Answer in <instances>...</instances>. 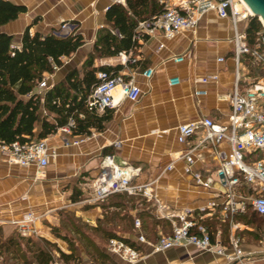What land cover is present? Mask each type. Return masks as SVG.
Listing matches in <instances>:
<instances>
[{
  "label": "crops",
  "instance_id": "0c3cea01",
  "mask_svg": "<svg viewBox=\"0 0 264 264\" xmlns=\"http://www.w3.org/2000/svg\"><path fill=\"white\" fill-rule=\"evenodd\" d=\"M7 1L26 8L15 20L0 27V32L12 35L16 44L27 27L31 35L34 32L47 34L63 23L70 26V31L64 30L59 37L74 32L83 38V45L70 57L63 58L62 66L51 74L52 85L61 81L68 69H79L87 54L93 51L97 31L111 27L105 20V10L114 3L113 0ZM179 1L159 0L164 3V8L175 6ZM246 24V20L239 21L237 30L244 31ZM233 35L229 19L219 18L214 12L208 11L200 17L194 32L180 31L170 38L154 32L152 36L138 41V55L135 58L144 62V69L129 68L127 63H120L118 56L95 60V66L120 64L123 69L119 72L133 75L141 90L139 98L134 102L121 98L117 106L111 109V118L103 131H92L77 145H64L58 133L47 135L45 140L56 156L49 160L42 171H37L34 166L9 164L0 154V220L18 219L24 212L33 211L42 214V219L58 221L63 216L61 214L76 209L77 217H82L96 227L104 215L118 210L113 207L115 200L112 199L105 207L82 202L87 196L88 182L96 175L104 153L113 155L118 163L139 166L141 173L138 182L156 179L154 191L165 207L179 211L204 206L212 195L192 183L190 176L183 171L182 161H175L170 170H164V167L182 148L176 141L177 126L204 117L213 121H226L230 111L228 96L235 80ZM180 55L184 56L183 61L175 63L172 59ZM147 68L153 70L149 79L140 76ZM239 73L245 78L247 69L242 63ZM209 76L216 78L209 79L205 86L194 85L196 80ZM172 77H178L179 83L169 86L168 79ZM243 85V81H239V87ZM194 87L204 92L195 94ZM112 95L115 99L119 98V92ZM42 111L40 113L43 115ZM38 130L39 125L34 133ZM221 147L225 148V144H221ZM213 165L211 150L203 149L197 154L194 169L204 172L212 169ZM213 186L218 188L217 182ZM239 193L245 194V188H241ZM136 212L139 211H128V214L134 218ZM150 215L155 218L152 209ZM212 219L219 221L217 216L206 219L208 226L221 232L218 225L215 229L209 225ZM156 220L165 225L156 224L152 236L149 227L141 229L145 238L152 242L158 232H169L167 221ZM1 226L4 231L12 228L8 223ZM35 227L37 236L55 244L64 253L70 252L69 246L63 241L58 242L48 227L41 226L39 221ZM228 227V237L232 232L252 231L238 222H232ZM131 229L132 233L129 234L109 228V234L114 232L128 241H134L133 223ZM225 237L220 234L223 246L227 245ZM238 239L246 256L239 263L227 262L221 255L200 251L189 245L162 252H153L148 246L139 245L137 248L142 252V258L132 264H264V234L257 244L241 243ZM102 252L112 264H128L107 253L105 247ZM74 258L75 264H81L79 259ZM101 263L107 264L105 261Z\"/></svg>",
  "mask_w": 264,
  "mask_h": 264
},
{
  "label": "built area",
  "instance_id": "2783aa9c",
  "mask_svg": "<svg viewBox=\"0 0 264 264\" xmlns=\"http://www.w3.org/2000/svg\"><path fill=\"white\" fill-rule=\"evenodd\" d=\"M113 1L125 5V0ZM208 11L214 12L219 18L229 19L234 30L235 80L232 92L228 96L230 111L225 122L204 117L177 126L176 141L182 148L174 154L164 170H170L175 161H182L184 173L190 176L194 185L209 192L212 195L211 199L196 209L179 211L169 209L161 204L154 191L156 179L138 182L141 168L118 163L110 154L101 156L98 171L87 185L84 202H102L114 194L140 196L150 204L156 219L167 221L169 232H158L153 242L145 238L137 218L133 219L134 241H128L121 236L107 240L105 251L128 264L142 258V252L137 248L139 245H146L153 252L189 245L200 251L221 255L227 262L239 263L246 257L239 239L232 232L227 245L223 246L220 230H212L205 224L206 219L217 216L221 222L228 219L232 223L231 218L246 212L248 207L256 214L264 215V78L252 80L247 73L245 78L239 73L241 55L250 54L263 68L264 56L255 49L250 50L245 41L244 31L237 30L239 21L251 17L245 4L242 0H180L175 6L165 7L160 15L138 22L135 39L140 41L146 36H152L154 32H159L167 38L180 31L194 32L200 17ZM69 27L65 23L60 25L62 30ZM60 32L56 29L52 34L59 37L62 36ZM130 56V53H120L118 55L120 63L124 65L127 61L133 63L135 59H130ZM183 59L184 56L180 55L172 60L179 63ZM57 69L54 68V71ZM152 73L153 70L147 68L140 76L149 79ZM50 77L51 74L45 75L38 82L36 90L40 95L52 87ZM96 78L100 83L93 87L85 101L87 110L96 115L115 108L121 98L134 102L140 96L141 90L133 75L118 72L114 77L108 78L105 73L97 72ZM215 78L216 76L201 78L196 80L194 85L205 86L209 79ZM239 81L244 83L242 88L239 87ZM178 83V77L168 79L169 86ZM115 87H119L118 99L111 93ZM202 92L203 89L194 87L195 94ZM42 113L46 114L44 110ZM78 118L83 119V114H78ZM75 127V118L69 117L64 125L56 128V133L62 136L64 145H77L87 137L74 135ZM221 144H225V148L221 147ZM203 149L212 151L214 165L212 169L201 172L194 169V165L197 154ZM0 154L9 164L34 166L37 171H42L49 160L56 156L45 138L16 141L9 146L1 145ZM255 154L260 156L256 157ZM215 182L218 188H214ZM241 188H245V194L239 193ZM41 218L42 214L26 211L20 218L0 220V224L8 223L21 236L32 237L37 236L35 224ZM49 264L60 263L54 256Z\"/></svg>",
  "mask_w": 264,
  "mask_h": 264
},
{
  "label": "trees",
  "instance_id": "16d2710c",
  "mask_svg": "<svg viewBox=\"0 0 264 264\" xmlns=\"http://www.w3.org/2000/svg\"><path fill=\"white\" fill-rule=\"evenodd\" d=\"M25 11L23 5L0 0V27L15 20ZM163 11L164 3L159 0H125L124 6L117 3L109 5L105 10V20L111 27L100 28L93 42V51L87 54L80 68L68 69L63 79L45 90L43 95L36 90L38 82L45 75L52 74L54 68H60L62 58L70 57L83 45L81 35L71 32L67 36L57 37L52 34L54 30L47 34L34 32L31 35L27 27L16 44L12 35L0 32V146H9L16 141L44 139L47 135L56 133V128L64 125L69 117H74L76 121L74 135L88 137L92 131H103L106 122L111 118L112 110L107 109L103 114L96 115L87 110L86 97L93 87L100 83L96 78L97 72H103L108 78H112L123 67L120 64L95 66L94 61L115 57L120 53H130V59L135 61L133 63L127 61V66L132 69H144V62L135 58L139 47L138 40L135 39V29L138 22L158 16ZM244 33L248 48L255 49L264 56L262 41L264 30L257 17L247 20ZM239 59L247 69L249 78L252 80L264 78V68L250 54L241 55ZM41 110L46 114L42 115ZM78 114H83L84 118L79 119ZM37 125L39 130L35 134L34 129ZM112 197L118 199L113 201V207L118 210L98 220V223L104 224V227L98 226V231L102 232L107 240L118 236L114 232L109 234V228L112 231H127L128 227H131L134 219L128 214L131 205L143 207L136 215L141 220V229L149 227L151 236L156 224L165 225L150 215L152 209L150 204L140 196L114 194L107 199ZM212 220L209 225L214 229L218 225L222 236H227L230 221ZM231 220L247 227L254 226L252 231L264 227V215L256 214L249 207L246 212L234 215ZM207 223L205 221V224ZM51 233L59 235L53 230ZM31 239L29 237L22 245L16 238L2 241L0 235V256L10 251L14 254L13 264H49L57 255L63 264H75L76 259L71 248L69 253H64L55 244L44 239L37 241ZM26 253L30 258L25 256Z\"/></svg>",
  "mask_w": 264,
  "mask_h": 264
},
{
  "label": "rangeland",
  "instance_id": "374dc122",
  "mask_svg": "<svg viewBox=\"0 0 264 264\" xmlns=\"http://www.w3.org/2000/svg\"><path fill=\"white\" fill-rule=\"evenodd\" d=\"M247 21V20H246ZM261 23V22H260ZM262 25V24H261ZM262 28L264 30V27L262 25ZM58 31H61V35H63L62 29H60V26L57 28ZM66 30H69L67 28ZM70 31V30H69ZM112 200H118L115 199L114 197L109 198L103 202L95 203L96 204H102L103 207L107 205L108 202ZM120 200V199H119ZM84 202V199L83 201ZM85 209V208H82ZM143 207L141 206H135L131 205L128 209V211H140L142 210ZM76 210V209H75ZM75 210L73 209L72 211H67L64 214H61L63 216H60L59 220L57 219L54 221V219H39V222L41 226L48 227V229L53 232H56L57 236L53 235V237L58 241H63L66 246H69L71 248V252L73 255L79 259L80 263H85V264H102L101 261H105L107 264L111 263V261L106 258L102 252V249L106 245V237L104 234L100 231H98V226L99 227H104V224L101 222L96 223V227H93L90 225L89 222H87L85 219L82 217H77L75 214ZM140 220V218L135 214V217ZM141 221V220H140ZM141 224V223H140ZM0 224V235L2 241H6L9 239H14L16 238V241H19L22 245L25 244V241L29 237H23L21 236L17 230L12 226V228L9 229H3V227ZM245 226V225H244ZM249 228L253 229L254 226H248ZM127 232L129 234L132 233V229L129 226ZM237 233H239L237 235ZM235 232L234 236L236 238H240L241 243H252V244H257L258 243V237L262 236L264 234V227H260V229H257L255 231L247 232L246 230L243 232ZM228 237V235H227ZM227 237H225L224 241H228ZM32 241H37L38 239H42V237L39 236H32ZM65 238L66 240H63ZM39 242V241H38ZM28 258H30V255L26 253ZM56 260L60 263L63 264L55 255ZM100 261V262H99ZM15 262L14 260V254L11 253L10 251L3 253L0 256V264H13Z\"/></svg>",
  "mask_w": 264,
  "mask_h": 264
},
{
  "label": "water",
  "instance_id": "95a60500",
  "mask_svg": "<svg viewBox=\"0 0 264 264\" xmlns=\"http://www.w3.org/2000/svg\"><path fill=\"white\" fill-rule=\"evenodd\" d=\"M252 13L251 17H257L264 27V0H242Z\"/></svg>",
  "mask_w": 264,
  "mask_h": 264
},
{
  "label": "bare ground",
  "instance_id": "6f19581e",
  "mask_svg": "<svg viewBox=\"0 0 264 264\" xmlns=\"http://www.w3.org/2000/svg\"><path fill=\"white\" fill-rule=\"evenodd\" d=\"M248 9V8H247ZM248 11H249V14L250 15H252V13L250 12V10L248 9ZM119 92V87H115L113 90H112V92L111 93H114V94H116V93H118Z\"/></svg>",
  "mask_w": 264,
  "mask_h": 264
}]
</instances>
